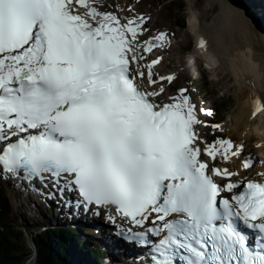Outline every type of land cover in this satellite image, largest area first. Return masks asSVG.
Masks as SVG:
<instances>
[{
	"label": "snow or ice",
	"instance_id": "1",
	"mask_svg": "<svg viewBox=\"0 0 264 264\" xmlns=\"http://www.w3.org/2000/svg\"><path fill=\"white\" fill-rule=\"evenodd\" d=\"M126 10L0 0V178L106 213L141 250L136 264H264V172L249 176L245 144L218 136L187 88L172 91L176 75L151 58L168 34ZM262 113L256 98L251 117Z\"/></svg>",
	"mask_w": 264,
	"mask_h": 264
},
{
	"label": "rangeland",
	"instance_id": "2",
	"mask_svg": "<svg viewBox=\"0 0 264 264\" xmlns=\"http://www.w3.org/2000/svg\"><path fill=\"white\" fill-rule=\"evenodd\" d=\"M225 1L226 4H223V2L220 3L219 0H214L216 4L211 3L209 7L208 2H212V0H142L140 2H136L135 0H100V6L107 11H112L116 10L117 5L123 8L122 5L125 4V11L119 12L122 16L132 15V13H129L126 10L131 6L134 8L135 13L144 16L147 15L150 18L148 27L151 29L152 33L156 30L167 33L169 37V43L167 46L155 50L157 55L162 57L163 65L161 66V72L169 71L175 67L177 80L174 82L173 88L176 90L181 87L187 88L198 104L213 110L214 115L216 116L219 114L223 115L224 111L231 115L232 111L235 109V86L242 91L244 96H248L242 90V86L240 87L241 81H243L244 78L234 72L229 76L226 61H224L221 55L218 58L214 57V60H205L206 63L196 60L195 62L193 61L191 47L194 40L198 38L199 43V41L203 39L206 42L207 48L210 43H207L208 41L205 39V35L199 34L198 36L196 35L197 37L194 35L196 30L190 28L191 24L189 22L191 19L189 20V18L198 16L200 19V25L201 23L205 24L207 26V32L213 34L215 45L220 43L221 35L223 34L222 32L226 29L229 23V34L235 35L239 42L246 44L249 48L255 46L258 50V55L264 59V33L260 27V22L263 21L264 13L258 11V6L253 0ZM176 5H179V7ZM260 5H264V3L260 2ZM241 10L245 14L243 17H247L250 21H242V18L239 16ZM205 13H207L206 17L203 16ZM180 17L184 19V24L182 26L178 25L175 21L176 18ZM202 17H205V19L203 20ZM214 48L215 51H218L216 46ZM217 73H220V75L218 76ZM173 92L175 91L173 90ZM223 97H230L232 101L230 106L226 108L222 107L221 99ZM218 98H220V100H218ZM250 108L251 106L245 107V133L247 134V132L253 128L256 135L260 138L259 129L264 125V115H262L263 117L258 115L253 119L251 117L253 109L250 110ZM224 118L225 117L223 116L224 122L221 124L223 131L218 132V136L224 134V131L226 130L224 129V125L226 126L228 124L227 127H229V124L231 123L229 122L230 120L226 121L227 118ZM236 123L239 124L238 121H236ZM204 129H206L205 132L212 131L210 128ZM232 132L237 134L239 138H243V133L235 131V125L232 126ZM250 135H247V137L242 139L245 148L250 151L249 154L253 158L257 157L260 160L262 159L261 161L264 163V157L262 158L259 152L260 150L256 148L255 141H252L253 139L256 140L257 136L253 133ZM233 138L237 140L236 137ZM12 185L14 184L10 180L0 178V190L4 191L6 200L10 204L5 215L10 220V223L14 225V231H22V239L25 241V244L23 245L24 250L31 251V249H33V251H35L34 245H36V241H39L44 245L47 243V240L42 242L43 239H41L40 234L45 233L42 231L46 229H52L53 231V229H56L55 227L62 228L63 225L66 224L64 222L66 219L64 220L61 217L58 219L55 215L48 214L46 212L48 206H44L45 210H43L42 206L38 205L37 202L30 203V201L26 200L24 197L19 199L15 198L12 193ZM45 205L47 204L45 203ZM66 222L69 223L68 221ZM27 228H29L28 231H26ZM90 228H94V226H90L89 229ZM77 230H80L82 235H91L89 240L92 246H97L99 244L98 240L104 241L105 238L106 241L110 242L118 240L117 238H110L107 228H105V231L102 230L100 232L92 229L91 231L95 232L94 234L86 231L88 229L83 230V228L79 226H77ZM71 232L72 234H77L74 230ZM60 239L62 246L65 247L63 255L71 259L73 262L72 264H88V262L89 264H107V261L109 260L106 258L109 257L107 255L106 257L101 255L100 259L104 260L99 259V261H96L95 258L94 260H91L88 256L84 255V252L77 249L75 241L73 242V237L70 239V244L64 242L62 238ZM48 240L50 241L48 246H53L55 242L50 239ZM29 263L32 264L33 259L31 261L29 260Z\"/></svg>",
	"mask_w": 264,
	"mask_h": 264
},
{
	"label": "bare ground",
	"instance_id": "3",
	"mask_svg": "<svg viewBox=\"0 0 264 264\" xmlns=\"http://www.w3.org/2000/svg\"><path fill=\"white\" fill-rule=\"evenodd\" d=\"M219 1H220V3L223 2V4H226L225 0H219ZM253 1L260 8L258 11L264 13V11L261 10V9H264V7H263L264 5H259L260 2L264 3V0H253ZM211 3L214 4L215 3L214 0H212V2H208L209 7H210ZM122 7L125 9L126 5L123 4ZM206 14L207 13L203 14V16L206 17ZM243 15H245V14L241 10V13L239 14V16H240V18H242V21H247V22L250 21L247 17L244 18ZM205 17H202V19L204 20ZM190 19H191V21L189 22L191 24L190 28L196 30V33H194V35L198 36L199 34H203V35H205V39H207V41L210 43L208 48H206V50H205V49H202L201 47H199L198 38L195 39L194 49L197 52L193 51V49L191 47L193 61L195 62V60H196V61L206 63V61L211 60V59L214 60V57L218 58L221 55L223 57L224 61H226L228 75L231 76V73L234 72L236 74L241 75L242 78H244V80L241 81L240 87L242 86V90L248 96L247 97L244 96L242 91L237 86H235L236 87V93H235L236 107L232 111L231 115H229L230 116L229 120L231 123L229 124V127H228L229 128L228 138L233 140V137H236L237 140L234 141L236 144H239L241 142L244 143V141H242V139L244 137H247V135H250L252 133L254 135H256V132L254 131L253 128H251L247 132V134L245 133V131H246V128L244 127L246 124L245 107L251 106L250 110L253 109V102L256 98H259L260 100L264 101V59H262L260 57V55H258V50L255 46H253L252 48H249L246 44L239 42V40L235 37V35L229 34V28H230L229 23H228L226 29L222 32L223 34L221 35L220 43L218 45H215V42L213 41V34H211L210 32H207V26L205 24L201 23V25H200V19L198 18V16L193 17V18L190 17L189 20ZM260 27H261L262 32L264 33V18H263V21L260 22ZM159 31L160 30H156L152 34L154 35V34L158 33ZM259 36H260V34H259ZM215 46L218 49V51L217 50L215 51V48H214ZM157 56H159V55H157ZM162 65H163V63H161V65L157 66V69H156L161 74L168 75V74H171V72L173 74H176L175 67H173L169 71L161 72V66ZM217 75L219 76L220 73H217ZM259 115H260V117H263L262 115H264V113L259 114ZM236 121H238L239 124H237ZM233 125H235V131L243 133V138H239L237 136V134L232 132V126ZM228 128H226V129H228ZM201 131L205 132L206 129H201ZM259 134H260V138H259V136L256 135L257 139L254 141H255L256 148L258 150H260L259 151L260 155L263 158L264 157V125H262L260 127ZM249 153H250V151L246 149L244 155L246 156ZM262 162L263 161H259L256 158L255 163H254V167L251 170H249L248 175L253 178L255 176L256 170L258 172H264V167H261ZM232 166H236L237 171H241V173L243 175V170H242V167H241V164L239 163V161L236 160L231 165V167ZM12 193H13V196L15 198H18V199L21 198V195H20V193H19V191L15 185H12ZM44 210H45V208H44ZM46 212L50 214L48 207L46 208ZM102 222L105 223V221H102ZM107 224L108 223H105V225H107ZM110 237H112V236L110 235ZM114 249L116 250V246L112 245V247H108V248L106 247L102 250V252H103L102 256L103 257H106V255L109 256V257H106L107 259H109L107 261V264H127L128 262H126V261L123 263L113 262L114 257L112 255L116 253V252H114L115 251ZM95 260H97V259H95ZM100 260H104V259H100ZM88 264H89V262H88Z\"/></svg>",
	"mask_w": 264,
	"mask_h": 264
},
{
	"label": "trees",
	"instance_id": "4",
	"mask_svg": "<svg viewBox=\"0 0 264 264\" xmlns=\"http://www.w3.org/2000/svg\"><path fill=\"white\" fill-rule=\"evenodd\" d=\"M176 6L179 7V5ZM175 21L180 26L184 24V19L181 17L176 18ZM231 102L230 97L221 99V105L224 108L230 106ZM218 118L222 119L223 116L219 115ZM5 196L4 191L0 190V264H30L29 260L31 261L32 259V264H72V260L63 255L65 247L62 246L60 239L62 238L64 242L70 244L72 237L77 249L84 252L85 256H88L91 260L95 258L98 261L100 259L103 252L99 250V246H91L90 240L88 238L87 240L83 239L79 234L80 231L75 228L55 227L56 229H53V231L52 229H46L42 231L45 233L40 234L41 239H43L42 242L47 240L46 245L36 241V245H34L35 251L33 249L31 251L24 250L25 241L22 239V231H14V225L10 223V220L5 215L10 207ZM28 230L29 228L26 229V231ZM72 230L77 234H72ZM48 239L55 242L53 246H48L50 242ZM84 240L85 245H83Z\"/></svg>",
	"mask_w": 264,
	"mask_h": 264
}]
</instances>
